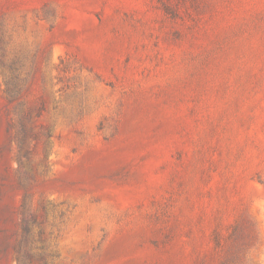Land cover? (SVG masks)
Returning <instances> with one entry per match:
<instances>
[{
  "label": "rangeland",
  "instance_id": "obj_1",
  "mask_svg": "<svg viewBox=\"0 0 264 264\" xmlns=\"http://www.w3.org/2000/svg\"><path fill=\"white\" fill-rule=\"evenodd\" d=\"M234 225L264 264V0H0V264H221Z\"/></svg>",
  "mask_w": 264,
  "mask_h": 264
},
{
  "label": "trees",
  "instance_id": "obj_2",
  "mask_svg": "<svg viewBox=\"0 0 264 264\" xmlns=\"http://www.w3.org/2000/svg\"><path fill=\"white\" fill-rule=\"evenodd\" d=\"M9 127L16 128L18 144L20 147H22L25 144L27 137V130L23 119H20L19 124L10 123ZM23 228L25 229V231H29L31 229L28 223L24 220ZM212 239L215 242L216 247L227 254L226 257L222 259L221 264H235L240 261L241 253L244 251V247L241 245V243L239 244L238 241H241L244 238L242 229L239 226L234 225L232 230L228 231L227 233H223L222 229L218 227L213 231ZM230 241H233V246L229 245L228 242ZM15 246V248H17V251L19 252L20 246H22V241L18 242V244ZM45 264L48 263L46 262Z\"/></svg>",
  "mask_w": 264,
  "mask_h": 264
}]
</instances>
